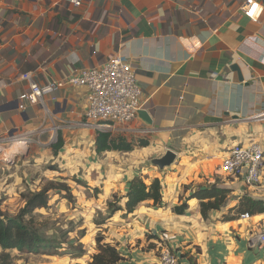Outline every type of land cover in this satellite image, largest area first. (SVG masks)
Here are the masks:
<instances>
[{
  "label": "crops",
  "instance_id": "0c3cea01",
  "mask_svg": "<svg viewBox=\"0 0 264 264\" xmlns=\"http://www.w3.org/2000/svg\"><path fill=\"white\" fill-rule=\"evenodd\" d=\"M70 1L0 0V153L21 152L22 146L7 155L5 147H14L7 139L55 131L64 145L73 139L91 153L90 130L81 125L87 90L65 86L21 111L18 98L29 91L21 75L44 85L119 56L135 72L151 125L137 118L115 133L148 146L103 153L114 168L100 189L105 199L118 193L123 207L133 178L158 179L163 187L160 208L145 201L105 225L104 242L117 249L119 264H154L164 247L181 264H264V213L235 212L244 194L264 202V169L255 187L218 172L235 145L264 150V121L257 118L264 113V0H256L263 8L256 22L244 17V0ZM168 150L175 154L170 167L150 165ZM215 180L231 192L203 219L199 201L186 199ZM107 182L114 186L108 191ZM182 202L185 214L173 213Z\"/></svg>",
  "mask_w": 264,
  "mask_h": 264
},
{
  "label": "rangeland",
  "instance_id": "374dc122",
  "mask_svg": "<svg viewBox=\"0 0 264 264\" xmlns=\"http://www.w3.org/2000/svg\"><path fill=\"white\" fill-rule=\"evenodd\" d=\"M57 132L52 137L48 133L24 141L21 152L14 157L3 155V151L0 153V211L4 215H16L24 206V196L39 192L48 183H64L73 197L69 201L51 191L48 207L36 211L34 215L43 235L57 242V252L21 255L16 251H7L14 257L12 264H89L91 255L96 254V236L105 237V225L113 217L109 218L108 203L120 205L118 193L105 199L99 186L105 174H109L114 167L105 165L101 155H96L94 150L90 153L83 145H76L73 139L53 157L50 145L56 142ZM88 133L94 145L96 131ZM113 133L114 137L120 136ZM132 141L137 143L139 140ZM14 147L6 146L5 150H12L13 153L19 145ZM8 173L14 175L8 178ZM105 185L106 191L114 187L110 182ZM71 244H81L85 255L72 258L68 254Z\"/></svg>",
  "mask_w": 264,
  "mask_h": 264
},
{
  "label": "trees",
  "instance_id": "16d2710c",
  "mask_svg": "<svg viewBox=\"0 0 264 264\" xmlns=\"http://www.w3.org/2000/svg\"><path fill=\"white\" fill-rule=\"evenodd\" d=\"M64 146V141L60 132L57 134L56 142L50 145L53 157H56ZM148 142L139 140L135 145L128 142L123 137H114L110 132L96 131L94 138V151L96 155L106 152H131L135 147H147ZM216 179V178H215ZM186 190L187 188L184 187ZM163 187L158 179H153L146 184L140 177H135L129 183L124 196L123 207L108 203L109 218L119 211H124L125 215L134 212L135 208L142 202L151 201L153 206H162ZM53 191L64 199L72 200L71 191L64 183H48L39 192L29 193L24 196V206L14 216H7L0 211V264H12L14 257L6 253L16 251L21 255H49L57 252L59 246L54 238H49L41 232L35 220V212L48 207L50 196ZM230 190L222 187L215 180L214 183L204 188H198L186 199H196L199 201V210L203 219H207L208 213L219 211L226 203ZM186 202L172 209L173 213L183 215L187 211ZM237 215H256L264 213V202L254 200L244 194L235 207ZM226 219V218H225ZM228 219V218H227ZM96 254L91 256L89 264H119L123 258L117 249L104 242L102 235L95 238ZM68 254L72 258H81L85 255L83 246L78 244L69 245Z\"/></svg>",
  "mask_w": 264,
  "mask_h": 264
},
{
  "label": "built area",
  "instance_id": "2783aa9c",
  "mask_svg": "<svg viewBox=\"0 0 264 264\" xmlns=\"http://www.w3.org/2000/svg\"><path fill=\"white\" fill-rule=\"evenodd\" d=\"M79 6V0H71ZM263 12L261 4L256 0H244L242 13L245 18L256 22ZM21 78L29 82V91L20 95L19 110L27 106L42 103L44 96L52 95L65 86L81 87L87 90L86 109L83 128L94 131L117 132L121 127L132 123L143 108L141 90L131 65L119 56H115L102 67L81 70L78 74L68 76L61 81H53L39 85L26 73ZM264 121V113L257 116ZM25 143V138H19ZM16 138L7 139L6 143ZM17 142V141H15ZM264 169V150L258 143L235 145L227 151L218 166V172L226 178L241 180L247 187H255L261 183ZM241 218H248L247 214ZM264 243V233L259 237ZM154 264H181L175 250L162 248Z\"/></svg>",
  "mask_w": 264,
  "mask_h": 264
},
{
  "label": "water",
  "instance_id": "95a60500",
  "mask_svg": "<svg viewBox=\"0 0 264 264\" xmlns=\"http://www.w3.org/2000/svg\"><path fill=\"white\" fill-rule=\"evenodd\" d=\"M137 118L140 119L145 126L149 127L151 125V121L147 113L144 110H140L138 112ZM104 132H107V131H104ZM174 160H175V154L168 150L167 152L164 153L162 157L152 159L150 161V165L162 171L165 168L170 167L173 164Z\"/></svg>",
  "mask_w": 264,
  "mask_h": 264
},
{
  "label": "bare ground",
  "instance_id": "6f19581e",
  "mask_svg": "<svg viewBox=\"0 0 264 264\" xmlns=\"http://www.w3.org/2000/svg\"><path fill=\"white\" fill-rule=\"evenodd\" d=\"M15 141H19V140H14V146H15V145H16V146L19 145V147H21V146L24 145V143H19V142H18V143H17V142L15 143ZM14 148H15V147H14ZM14 148H13V149H14ZM7 152H8L9 154H11V153H12V150H8Z\"/></svg>",
  "mask_w": 264,
  "mask_h": 264
}]
</instances>
